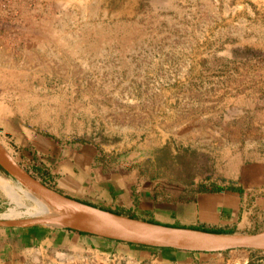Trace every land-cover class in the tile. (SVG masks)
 I'll return each mask as SVG.
<instances>
[{
	"label": "rangeland",
	"instance_id": "rangeland-1",
	"mask_svg": "<svg viewBox=\"0 0 264 264\" xmlns=\"http://www.w3.org/2000/svg\"><path fill=\"white\" fill-rule=\"evenodd\" d=\"M0 141L57 191L104 207L136 195L179 225H203L202 194L241 187L222 227L263 231L264 0H0ZM0 177L25 203L0 186V216L30 217L27 188ZM69 238L14 264H264L255 249Z\"/></svg>",
	"mask_w": 264,
	"mask_h": 264
},
{
	"label": "water",
	"instance_id": "water-1",
	"mask_svg": "<svg viewBox=\"0 0 264 264\" xmlns=\"http://www.w3.org/2000/svg\"><path fill=\"white\" fill-rule=\"evenodd\" d=\"M0 166L19 184L61 211V214L30 217L0 216V228L34 226L70 228L128 243L187 251L222 252L234 249L264 251V230L254 234L238 235L166 225L118 214L68 196L35 177L1 141Z\"/></svg>",
	"mask_w": 264,
	"mask_h": 264
},
{
	"label": "crops",
	"instance_id": "crops-1",
	"mask_svg": "<svg viewBox=\"0 0 264 264\" xmlns=\"http://www.w3.org/2000/svg\"><path fill=\"white\" fill-rule=\"evenodd\" d=\"M236 194L234 192L222 191L218 193H204L202 197L199 199L198 208H199V220L203 225H191V222L186 224H177V220H182V218H178V214L176 215L173 211L170 212L169 217L163 216V212H155L152 207H148L149 211H151L152 218L157 223L166 224V225H178L185 227H204L207 228L206 231L218 232L223 229L222 226H225L228 223L227 216H223L224 208H230L234 206L233 204H227L226 200L231 198V200L235 199ZM95 206H101V204H97L94 202H88ZM133 205L131 203L128 204H119L116 207L108 206L111 209H116L119 207L130 208ZM148 208L141 203L138 208V214L144 220L143 213L147 212ZM158 209V207H157ZM157 214V215H156ZM175 214V215H174ZM143 216V217H142ZM155 216V217H154ZM156 218V219H154ZM168 218V219H167ZM173 219L172 221L170 219ZM167 219V220H166ZM182 222V221H180ZM193 222V220H192ZM184 223V222H182ZM194 224V223H193ZM206 224V225H205ZM225 229V228H224ZM202 230V229H201ZM62 232L66 234V237L70 239V236L75 237L76 232L72 230H68L66 228H46L41 226H34L29 228H0V264H14L19 258V254L22 249H26L28 247H32L46 241L52 240L59 236V233ZM221 233V232H218Z\"/></svg>",
	"mask_w": 264,
	"mask_h": 264
},
{
	"label": "trees",
	"instance_id": "trees-1",
	"mask_svg": "<svg viewBox=\"0 0 264 264\" xmlns=\"http://www.w3.org/2000/svg\"><path fill=\"white\" fill-rule=\"evenodd\" d=\"M105 164V161L104 159L101 157L100 154H97L95 157H94V162H93V168H96L100 165H104ZM0 170L6 172L1 166H0ZM45 170V169H44ZM42 169H38L36 171L37 173V177H40L42 179V182L45 183L46 185H49L50 187H52L50 184H48L47 180L49 179V177L46 175V173L48 171H44ZM29 171V170H28ZM46 172V173H45ZM7 173V172H6ZM34 175V174H33ZM230 191H238L240 194L243 193V189L241 187H237V186H229L227 187ZM224 187H217V188H214L212 190H209L211 192H219L221 190H223ZM203 191H207L208 190H203ZM78 200H81L83 202H86L82 199H79V198H76ZM88 203V202H86ZM140 207V199L138 196L134 195L133 196V205L130 207V208H124V207H119V208H116V209H111L109 207H101L103 209H106V210H110V211H113L115 213H118V214H123V215H127L129 217H132V218H138V219H143L139 216L138 214V208ZM144 220H147V221H150V222H156L154 220H151V219H145ZM157 223V222H156ZM172 226H178V225H172ZM178 227H181V226H178ZM183 227V226H182ZM185 227V226H184ZM192 228H195V229H202V230H206L207 228H204V227H192ZM68 230H72L74 232H77L79 234H86V235H90V236H93V234H89V233H85V232H81V231H77V230H74V229H70V228H66ZM234 230H231V229H221L219 230L218 232H221V233H232ZM131 245H134V243H129ZM138 245H141V244H138ZM142 246H145V247H150V248H158V249H162V250H177V249H174V248H170V247H164V248H161V247H153V246H148V245H142Z\"/></svg>",
	"mask_w": 264,
	"mask_h": 264
},
{
	"label": "bare ground",
	"instance_id": "bare-ground-1",
	"mask_svg": "<svg viewBox=\"0 0 264 264\" xmlns=\"http://www.w3.org/2000/svg\"><path fill=\"white\" fill-rule=\"evenodd\" d=\"M0 186L14 200H16L19 204H23L24 201L20 197L21 195H19V193L17 191V189H20L21 186L19 187V186L15 185V183H14V185L11 184V183H9V181H8V179L6 177L5 178L0 177ZM24 191H25V194H27L29 196V199H33V201L35 203V208H34L33 211L30 209V207L28 208V212H27L28 215H30V216H36V215H46V214H52V213L61 214V211L59 209L55 208L52 204H50V203L44 201L43 199H41L40 197H38L36 194H34L28 188L27 189H24ZM20 194H22V193H20ZM6 215H7V217H10V218H17V217H20L19 215H21V214H18V213H15V212L11 211V212L7 213Z\"/></svg>",
	"mask_w": 264,
	"mask_h": 264
}]
</instances>
